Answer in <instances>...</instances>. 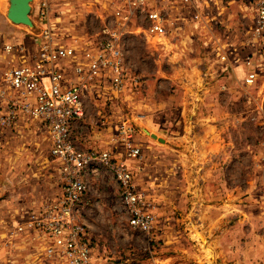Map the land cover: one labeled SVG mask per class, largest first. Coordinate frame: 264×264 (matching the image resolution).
<instances>
[{
	"label": "rangeland",
	"instance_id": "rangeland-1",
	"mask_svg": "<svg viewBox=\"0 0 264 264\" xmlns=\"http://www.w3.org/2000/svg\"><path fill=\"white\" fill-rule=\"evenodd\" d=\"M48 1L51 21L44 30L53 32L55 44L73 45L78 54L102 39L103 27L113 26L120 6V0ZM251 1L216 0L208 18L217 19L206 26L195 23L190 7L175 5L164 40L149 37L144 22L132 21L120 41L129 74L126 89L115 94L104 83L86 97L78 146L124 159L157 217L150 234L132 229L113 175L101 167L89 171L82 221L110 263L264 264V87H244L237 70L253 50ZM40 2L31 3L32 15L41 17ZM9 6V0L0 1L4 17ZM42 33H28L25 43L12 45L25 48L22 61L38 51ZM7 46L0 35V53L10 55L0 74L13 68L9 62L16 51L9 53ZM219 47L231 53L236 75L224 72ZM209 99L216 109L207 106ZM198 103H205L202 112H213L214 120L197 117ZM182 115L186 121L180 124ZM214 133L216 141L209 138ZM128 143L140 149V157H127ZM210 144L211 154L199 147ZM50 150L47 131L33 120L22 119L6 135L0 143V202L20 199L16 194L23 192L25 201L42 199L19 210L24 214L57 196L61 169ZM0 264L51 262L37 237L15 228L0 233Z\"/></svg>",
	"mask_w": 264,
	"mask_h": 264
},
{
	"label": "built area",
	"instance_id": "built-area-1",
	"mask_svg": "<svg viewBox=\"0 0 264 264\" xmlns=\"http://www.w3.org/2000/svg\"><path fill=\"white\" fill-rule=\"evenodd\" d=\"M215 1L120 0L113 26L103 27L102 39L94 47L78 54L73 45L55 44L53 32L47 28L35 54L0 74V143L22 119L33 120L47 131L50 155L60 164L61 194L30 212L16 227L18 232L39 239L51 264H113L99 251L82 221L88 193L86 175L89 171L97 172L98 167L109 171L117 182L130 227L146 234L156 229L157 217L149 208L145 193L136 185L129 164L112 151L82 150L76 140L77 125L87 116L89 93L101 89L104 83L115 94L126 89L129 74L120 41L129 23L144 22L149 37L164 40L169 35L167 16L175 5L190 7L195 23L206 26L211 19H217L216 15L208 18ZM250 4L252 25L248 44L253 50L239 61L237 70L244 87H264V0H252ZM39 8L40 19L50 25L49 1L41 0ZM17 48L24 49L10 45L6 50L10 53ZM216 52L225 65L224 72L236 75L231 53L222 47ZM133 82L136 87L141 86L139 77ZM128 132L132 137L133 130ZM127 157L137 159L140 149L128 143Z\"/></svg>",
	"mask_w": 264,
	"mask_h": 264
},
{
	"label": "crops",
	"instance_id": "crops-1",
	"mask_svg": "<svg viewBox=\"0 0 264 264\" xmlns=\"http://www.w3.org/2000/svg\"><path fill=\"white\" fill-rule=\"evenodd\" d=\"M2 16H3L2 13H0V35H2V39L5 41V43H7L9 45H16L18 43H25L24 41L29 38L28 33L34 34V36H39V35H41L42 31H44V28H45L44 22L36 14H33V15L30 14L31 21L34 24V27L32 28V30L18 29L15 27L16 26L15 24L10 23V22H5V21H10V20L7 17H4V16L2 17ZM23 28H25V27H23ZM40 28H42V30L39 33ZM15 51L16 52L13 55H11L12 60L9 62L10 67H15L18 64H20L22 62L21 58L23 56H25V54L27 55L25 48L23 50H19V48H17ZM8 56H10V55H4L2 57V54L0 53V61H1L0 62L1 67L0 68H2V69L5 68L6 65L4 64L3 61H4V58H7ZM206 103H207V106H213L216 109V105L214 104L215 103L214 101H210V99H209V100H207ZM204 104L205 103H198L199 106L197 108V117L199 119H204V120H207V119L208 120H214L215 115L213 114V112L207 113V114L202 112V108H203ZM213 109H212V111H213ZM215 109H214V111H215ZM204 115H207V116H204ZM185 121H186L185 116L182 115V118H180V124L184 123ZM179 132H181V130H179ZM209 138L212 141L217 140L215 133H214V135H209ZM199 147L201 149L205 150V153H208V154H211V152L213 150H215L213 148V146H211V144L209 145V147H202V146H199ZM40 191H42V190H40ZM22 194L24 195V192L21 194H16V196L21 197L20 199H19V197H18V199L7 198L6 200H3L2 202H0L1 203L0 204V210L3 209L0 213V219L2 218L1 223H0V233H5L7 235V234L15 232V228L17 227V225L22 224L27 219L28 214H29L28 212L24 213V214H20L19 210L24 208L25 206H28V207L33 206L34 207V205H35V204H33L34 201H35V203H37V201H39V200L42 201V199L38 198V196H36L34 199H31L29 201H25L24 200L25 196H23ZM58 194L59 195L61 194V188L59 189V191L56 195H58ZM13 202H14V204H13ZM41 205L42 204L39 203L38 208Z\"/></svg>",
	"mask_w": 264,
	"mask_h": 264
},
{
	"label": "water",
	"instance_id": "water-1",
	"mask_svg": "<svg viewBox=\"0 0 264 264\" xmlns=\"http://www.w3.org/2000/svg\"><path fill=\"white\" fill-rule=\"evenodd\" d=\"M32 2L33 0H9L10 6L8 8L7 18L15 25L33 28L34 24L30 18ZM150 136L161 143L165 142L155 134H151Z\"/></svg>",
	"mask_w": 264,
	"mask_h": 264
},
{
	"label": "trees",
	"instance_id": "trees-1",
	"mask_svg": "<svg viewBox=\"0 0 264 264\" xmlns=\"http://www.w3.org/2000/svg\"><path fill=\"white\" fill-rule=\"evenodd\" d=\"M76 133H77V131H76Z\"/></svg>",
	"mask_w": 264,
	"mask_h": 264
}]
</instances>
